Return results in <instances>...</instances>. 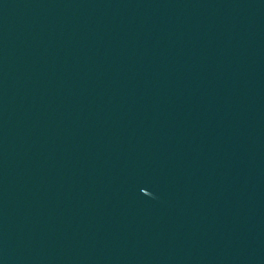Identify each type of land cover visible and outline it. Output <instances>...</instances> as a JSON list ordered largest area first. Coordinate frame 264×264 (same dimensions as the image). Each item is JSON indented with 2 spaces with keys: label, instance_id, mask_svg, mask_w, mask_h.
Here are the masks:
<instances>
[{
  "label": "water",
  "instance_id": "95a60500",
  "mask_svg": "<svg viewBox=\"0 0 264 264\" xmlns=\"http://www.w3.org/2000/svg\"><path fill=\"white\" fill-rule=\"evenodd\" d=\"M0 264H264V0H0Z\"/></svg>",
  "mask_w": 264,
  "mask_h": 264
}]
</instances>
